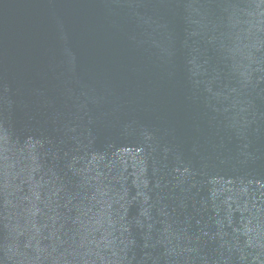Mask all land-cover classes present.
Masks as SVG:
<instances>
[{
  "label": "water",
  "instance_id": "obj_1",
  "mask_svg": "<svg viewBox=\"0 0 264 264\" xmlns=\"http://www.w3.org/2000/svg\"><path fill=\"white\" fill-rule=\"evenodd\" d=\"M0 264H264V0H0Z\"/></svg>",
  "mask_w": 264,
  "mask_h": 264
}]
</instances>
